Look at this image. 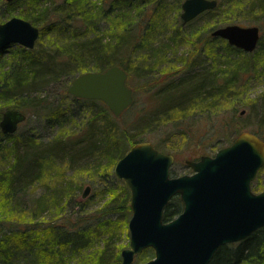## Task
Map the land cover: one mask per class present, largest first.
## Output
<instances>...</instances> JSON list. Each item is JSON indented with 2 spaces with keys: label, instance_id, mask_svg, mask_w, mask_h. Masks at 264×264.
<instances>
[{
  "label": "trees",
  "instance_id": "16d2710c",
  "mask_svg": "<svg viewBox=\"0 0 264 264\" xmlns=\"http://www.w3.org/2000/svg\"><path fill=\"white\" fill-rule=\"evenodd\" d=\"M45 1H49V6H41L45 5ZM180 1H177V5ZM244 1L245 3L242 4L240 0H217L214 8L201 12L186 23L181 21L176 12L181 23L176 22L171 28L170 40L179 44L185 39H190L188 44H198L200 49L193 52L196 56L204 55V59L209 60L218 55V63H221L224 69L212 71L205 66L203 72H187L180 82L160 84L159 94L168 104L166 106L159 104L163 107L159 113L157 107L153 112L148 108L143 117L148 114L149 117L152 116L150 117L152 119L147 122L139 120L141 125L145 122L151 124L165 117V119H175L177 113L182 114L192 107L215 100L219 103L228 97L227 94L230 93L228 91L234 88L238 76L246 71L254 70L255 65L260 61L258 56L236 61L231 54L242 52V50L229 45L225 40L211 36L210 33L206 36L201 34L200 28L188 31L183 28L184 25L190 24L202 15L210 18L216 24L215 27L237 23L235 12L240 6L256 9V12L262 14L260 17L263 19L264 0ZM16 2L23 7L19 15L39 28L37 41L44 33L49 35L50 45L61 46L58 49L54 47L50 49L46 46L41 48L35 44L31 49L21 48L22 60L10 66L5 72L0 70V99L7 102V106L0 110V117L5 109L16 108L22 111L27 119V113L37 112L36 108L38 109L45 101L42 96H39L40 89L50 82L59 83L61 91L69 95L65 87L75 76L73 75L75 71L77 75L89 70H103L114 64L122 67L127 74L144 70H134L132 65H127L124 61L136 50L135 39L139 32L136 28H140V21L134 20L130 8H133V11L137 10L138 13L146 14L148 5L151 3H140L135 0L5 1L8 6H13ZM166 6L165 0L153 1L150 13L154 22L149 19L147 23L150 22V24L142 27L144 34L141 45L151 44L146 37L151 31L157 29L156 23L163 17ZM99 17L116 23V28L122 33L110 35L108 40L105 37L96 36L93 27L97 25ZM252 21L256 23L254 18ZM261 23L262 20L259 24ZM55 36L63 39V42L58 41ZM205 37L221 41L223 52L213 48V40L209 41ZM192 38L197 40L192 41ZM36 45L38 47L35 53L30 54ZM161 50L153 49V53L165 56L167 49ZM123 54L128 55V58L124 59ZM195 65H188L186 69L190 70ZM181 69L183 71V67ZM63 76L64 78L61 79ZM220 76L222 80L219 79ZM231 92L233 94L234 90ZM262 97L264 99V94ZM100 104L106 113L102 121H98L97 114H93L78 131L64 124L63 112L59 107L51 109L46 114V119L60 125L62 129L48 142L32 133L4 134L0 131V141L2 138H14L13 146L4 149L10 162H7L2 170L0 169V189L4 185L0 201V264H75V262L84 264L87 258L81 260L82 256H80V260L75 261V259L94 242H99V246L92 264L120 263L119 251L122 246L117 245L116 242L122 234L127 237L128 231L115 223L126 225L130 215L129 190L121 180L119 190H108L109 195L100 207L85 216H80L77 212L86 213V201L71 203L74 201L75 193L71 182L56 185L52 192L41 196L35 202L31 211L23 199L32 183L51 178L52 167H55V164L70 166L79 162L80 159L87 158L89 164H92L95 169L96 176L116 180L113 174L114 164L131 145L143 139H137L129 129L118 126L107 106L101 101ZM132 106L133 104L123 113ZM154 106L158 105L155 103ZM177 125L175 123L173 127L176 128ZM72 136H76L74 142L70 141ZM263 186L264 183H256L253 189L257 190ZM74 206H77V210ZM45 210H52L53 215L44 216L42 213ZM181 210L182 203L178 195H175L163 210V220H170ZM112 218H117L114 219V223L111 221ZM152 254V249L146 248L135 256L134 261L140 263ZM208 264H264V226L240 241L221 245Z\"/></svg>",
  "mask_w": 264,
  "mask_h": 264
},
{
  "label": "rangeland",
  "instance_id": "374dc122",
  "mask_svg": "<svg viewBox=\"0 0 264 264\" xmlns=\"http://www.w3.org/2000/svg\"><path fill=\"white\" fill-rule=\"evenodd\" d=\"M135 1L140 3H151V5H148L149 8L146 10V14L138 13L137 10L133 11V8H130L131 16L133 15L134 20L140 21V28H136L139 32L135 39V52L130 58H128V55L126 56V54H123L122 57L124 59L128 58L124 62L127 65H132L134 70H144L136 73L132 72L127 75L126 83L133 90L134 103L128 111L120 116L114 117L116 124L120 127L129 129L136 135L135 137H137V139L151 142L159 151L173 155L175 161L170 167V170L174 175L190 173V168L186 164L187 159L196 160L201 155L213 156L219 148L231 144L234 138L242 131L254 133L264 140V99L262 97V94H264V16L262 19V17H260L262 14L256 12V9L243 6H240L235 12L238 24L243 26H259L261 41L259 39L260 42H258L257 47L255 48L256 50L249 53L243 51L232 53L231 56L236 61L245 58L252 59L255 56H258L257 58H259L260 61L257 62L253 71H246L244 74L237 77L234 88L228 91L230 93L227 94V98H224V100L219 103L215 100L211 103L192 107L182 114L177 113L175 114V119H165V117L163 119L155 120L151 124H146L147 121H151L152 119L150 118L152 116L149 117L148 114L146 117H143L148 111V108L153 112L154 108L157 107V112L159 113L163 108L160 105L163 104L166 106L168 104V102L159 94L160 84L180 82L185 75H187V72H203L205 66L209 67L212 71L223 70L224 68L221 63H218V55L213 58L214 60L212 57L209 60L204 59V55L203 57L196 56V53L193 52L200 49L198 44H188L190 39H185L179 44H175L170 40L169 36L172 31L171 28L176 22L181 23L179 17L183 0L180 1L179 5H177V1L179 0H165L167 6L163 17L156 23L157 29L151 31L146 37V40H150L151 44L141 45L140 42L143 38L142 35L144 34V29L142 27L146 24H150V22H147L149 19L153 18L150 12L154 0ZM247 1L248 0H246V2ZM240 3L244 4L245 1L240 0ZM41 6H49V1H45V5L42 4ZM22 8V5L18 2L13 6H8L5 3V0H0V22L5 21L12 16L21 17L19 12ZM176 12L179 17L176 16ZM253 18L256 23L252 21ZM261 20L262 23L260 25L259 23ZM152 22H154V19H152ZM184 26L185 27L183 28L187 31L193 28H200L201 34L206 36L207 33H210L208 30L214 28L216 24L210 18L202 15L190 24ZM93 28V32L96 36L105 37L107 40L110 39V35H115L119 32L122 33L121 30L116 28V23H112L108 19H101V17H99L97 25ZM64 34L66 35V33ZM55 38L58 41L63 42V39L60 37L55 36ZM205 38L209 41L213 40V48H216L217 51L219 50L223 52L221 41L208 37ZM196 40L197 38H192V41ZM50 43L49 35L43 33L36 44L41 48L46 46L50 49L53 47L58 49L61 46H59V44L50 45ZM37 45L30 51V54L35 53L34 51L37 49ZM21 48L24 47L19 44H11L0 51L1 71H7L10 66L18 64L20 60H22L23 53ZM153 49H158L160 51H162L161 49H167V53H165V56L158 55L153 53ZM150 53L151 55L149 56ZM215 60L217 62H214ZM193 64L196 65L190 70L188 68L186 69V66ZM102 65L103 64H101V66ZM182 67L183 71L181 69ZM177 70L179 71L176 73ZM76 73V71L73 72V75H76ZM63 78L64 76L61 79ZM219 79L222 80V77L220 76ZM58 84L59 83L57 82H50L48 85L40 89L39 96H42L45 101L40 104L38 109L36 108V110H38L37 112H31L30 114L27 113V119L20 123L16 131L17 134L32 133L36 137L48 142L57 132H59V130L62 129L60 125L54 124L52 121L46 119V114L56 107H59L63 112L64 124L77 131L83 128L84 123L93 114H97V119L100 122L102 121V117L106 116V113L101 107L100 101L93 102L85 99H74L70 95L64 94ZM232 90H234L233 94L231 92ZM4 101L5 100L0 99V110L7 106V102ZM11 101L12 100L9 98V102ZM155 103L158 106H154ZM70 118H72V120H70ZM139 120L146 122L141 125ZM175 123L178 124L176 128L173 127ZM69 127L67 128L70 129ZM75 139L76 136H72L70 141L74 142ZM13 143L14 138H2L0 141L1 170L5 167L7 162H10L8 155H5L7 152L4 149L11 148ZM52 168L53 171L50 179L35 181L30 185L29 189H27V194L23 199L25 205L30 211L32 207H34L35 202L41 198V196H46L48 193L52 192L56 185L58 186L59 183L65 185L67 182H71L75 192L73 196L74 201L71 203H78L82 200L86 201V213H83V211L80 213L77 212L80 216H85L87 213L95 212V210L100 207V204L105 201L106 197L109 195L108 190H119L121 186V183L119 182L120 180L116 177V180H113L110 177L102 178L99 177V175L96 176L95 169H93L92 164H89V159L87 158L80 159L79 162L70 166L68 164H55V167L53 166ZM256 183H264V165L258 170L256 179L252 181V189L255 187ZM87 185L90 186L89 191L85 197H82V192ZM263 188L264 186L257 190H253L258 191ZM3 189L4 185H2L0 189V201ZM71 208L72 207L70 206V209ZM74 209L77 210V206H74ZM42 214L46 217H50L53 215V211L45 210ZM114 219L117 218L111 219L113 223ZM115 225L122 226V229L126 228L128 231L127 223L126 225L115 223ZM127 235L128 236L126 237L125 234H122L116 244H120L122 248L126 247L129 242V234L127 233ZM98 246L99 242H94V244L90 245L88 249L83 250L82 254H80L75 261L80 260V256H82L81 260L87 258V260L84 261V264H92ZM152 257L153 254L148 257V259H151ZM75 264H79V262H75Z\"/></svg>",
  "mask_w": 264,
  "mask_h": 264
},
{
  "label": "water",
  "instance_id": "95a60500",
  "mask_svg": "<svg viewBox=\"0 0 264 264\" xmlns=\"http://www.w3.org/2000/svg\"><path fill=\"white\" fill-rule=\"evenodd\" d=\"M12 1V0H6ZM217 0H183V23L216 6ZM39 29L30 21L12 16L0 22V50L10 44L33 48ZM211 35L245 52L260 39L257 25L230 23L214 28ZM127 72L114 64L103 70L77 74L67 92L77 98L103 101L119 116L134 100L126 84ZM26 115L5 109L0 130L11 134ZM173 156L149 141L136 142L113 166L115 177L129 190L128 245L121 249L119 264H134L135 255L152 248L153 257L139 264H208L224 244L240 241L264 226V189L253 191L251 182L264 165V141L249 131L240 132L231 144L213 156L186 160L190 174L170 175ZM90 186L82 192L85 197ZM178 195L182 210L163 220V210Z\"/></svg>",
  "mask_w": 264,
  "mask_h": 264
},
{
  "label": "flooded vegetation",
  "instance_id": "af4514ba",
  "mask_svg": "<svg viewBox=\"0 0 264 264\" xmlns=\"http://www.w3.org/2000/svg\"><path fill=\"white\" fill-rule=\"evenodd\" d=\"M175 161V160H174ZM189 167V166H188ZM190 168V167H189ZM192 172V170H191V168H190V173ZM190 173H185V174H190ZM171 175H174V174H172V173H170ZM255 179H256V177H255ZM264 189V188H263ZM262 190V189H261ZM258 191H260V190H258ZM174 197V196H173ZM178 198L180 199V197L178 196ZM180 201H181V199H180ZM182 203V202H181ZM177 215V214H176ZM175 215V216H176ZM175 216H173L172 218H174ZM171 218V219H172Z\"/></svg>",
  "mask_w": 264,
  "mask_h": 264
}]
</instances>
